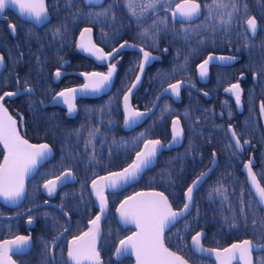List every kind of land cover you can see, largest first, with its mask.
Segmentation results:
<instances>
[{
	"label": "trees",
	"instance_id": "16d2710c",
	"mask_svg": "<svg viewBox=\"0 0 264 264\" xmlns=\"http://www.w3.org/2000/svg\"><path fill=\"white\" fill-rule=\"evenodd\" d=\"M217 1L222 4V0ZM51 3L54 11L52 23L43 31L38 30V38L29 43L38 46L35 55L38 63L29 56L23 67L13 71L19 70L21 87L34 85L31 80L34 71H38L45 80L67 60H72V67L76 70H80V66L84 71H106L90 59L80 60L82 56L77 49V38L84 27L90 26L96 43L107 51L123 42H132L156 56L133 99L139 109L150 108L158 92L178 80L191 82L199 90H184L180 103L163 98L147 122L132 132L124 130L122 100L137 74L140 61L137 53L124 52L119 56L120 61L114 63L112 92L96 99L80 100L75 118H68L65 110L60 108L42 109L37 98L31 96L5 98L3 103L16 118L20 135L33 143L49 144L54 157L40 170L37 178L28 183L24 204L12 209L0 203V215L20 214L40 203L43 193L36 182L42 184L70 170L77 181L62 186L56 201L72 218L73 227L62 240L61 250L55 252L58 254L66 249L72 238L86 232L91 227L90 221L99 213L92 181L124 169L146 141L168 143L173 137V121L179 118L185 132L180 148L163 152L157 166L149 169L137 184L127 190L114 194L104 190L113 216L124 198L140 190H159L169 198L174 209L180 210L185 204L184 195L188 187L209 168L216 154L219 164L196 192L192 213L166 234V243L193 264H213L210 260L194 256L189 250L192 236L200 231L206 232L204 246L212 249H223L245 239L264 243V210L255 200L243 172V157L248 160L253 156L258 163L253 168L264 187V112L261 110L264 105V4L254 9L241 0H229L223 4L227 7H217L216 3L209 10L204 2L201 20L173 24L164 10L165 3L148 9L144 0H136L131 7L126 0H119L118 5L114 0H108L101 8H86L81 0H52ZM230 12L231 22L225 23ZM251 15L261 21V29L256 39L249 40L244 23ZM239 39L245 40L246 51L252 52L248 65L256 69L257 77L246 83V102L242 103L243 96L240 95L237 104L235 95L225 89L241 81L242 62L237 59L228 71L216 74V85L219 86L215 92L209 80H200L199 65L211 53L223 52L231 45H234L238 56L243 49ZM35 89L38 98L44 102L62 90L55 85L47 92L37 86ZM9 90L11 88L0 84V95ZM204 93L212 97L206 98ZM214 93L221 100L213 99ZM229 128L244 143L243 154L238 153L231 142ZM4 155L5 149L0 144V163ZM221 185V191L215 192L214 189ZM30 217L36 220L34 228L29 226ZM66 226L67 221L60 213L43 209L18 219L0 220V242L28 235L33 241L32 251L14 259L18 264H51V244ZM122 231L117 225L118 239L123 235ZM104 233L103 248L117 242V239L107 236L106 227ZM262 261L264 252L255 255L256 264Z\"/></svg>",
	"mask_w": 264,
	"mask_h": 264
},
{
	"label": "snow or ice",
	"instance_id": "6c2138e0",
	"mask_svg": "<svg viewBox=\"0 0 264 264\" xmlns=\"http://www.w3.org/2000/svg\"><path fill=\"white\" fill-rule=\"evenodd\" d=\"M98 2V0H88V3ZM216 0H214V3ZM132 0H129V6L131 7ZM15 6L18 8L21 16L34 20L36 23H43L47 19L48 10L45 0H0V13H3L9 6ZM148 8H154L155 2H151L146 5ZM171 7V5L169 6ZM217 7H227L218 3ZM233 10H236L235 4H233ZM134 11V10H133ZM200 11V5L195 3V0H184V3L177 4L176 10L173 12V17L179 15L181 17L191 19L196 16ZM96 15H101L97 13ZM232 19V13H228V20L225 23H230ZM247 29L253 34L257 31V21L254 17H249L246 20ZM13 32H15V25H9ZM90 28H85L81 32V42L79 47L86 52L96 56L97 59L105 60L113 55V53L105 54L102 49L97 48L91 43L90 39L85 41L86 34L91 33ZM59 29H57V33ZM145 35L147 30H145ZM127 43V42H125ZM125 45L122 44L121 48ZM118 51V50H116ZM143 53V62L139 65L141 71L143 70L144 63L149 62L153 57L150 52L140 49ZM213 57L209 56L199 65L200 76L205 77L208 74V64ZM221 60H230L232 57H220ZM3 61V57L0 56V62ZM115 72V65L109 66L108 72L99 73H82L85 75L88 82L82 89L68 88L59 93L57 97L62 98V101L68 107L69 113H72L76 109L75 97L78 91L98 93L102 91L111 82L113 73ZM61 74L56 72V76ZM140 77L137 76L136 80L139 81ZM135 87V84L132 85ZM169 88L175 95H179L180 83L170 84ZM26 91H32L30 87L25 88ZM131 91V89H129ZM167 91V89L165 90ZM225 91L232 92L235 95L236 102L239 104L241 89L239 83L231 85L230 88ZM18 95V92H5L0 95V144L5 149V155L3 162L0 163V197L5 201L16 202L25 195V178L36 168L37 164L45 159L50 148L47 144H30L28 140L24 139L18 129L17 122L8 114L7 108L4 107L2 101L5 97H12ZM55 99V98H54ZM125 101V124L129 125L135 123L136 120L143 116L144 113L134 110L128 103L129 96H124ZM262 112H264V105L261 106ZM183 130L179 127V121H173V141H176L181 135ZM143 135V133L141 134ZM233 138H235V146L241 147L240 139L237 137V133L233 130L231 132ZM246 143V142H245ZM162 147L160 140H148L144 143V149L136 154V160L132 165L123 169L121 172H112L107 177H101L100 179L105 182L103 185H97V181H92V186L95 191V195L100 202V212L104 213L107 205V200L104 195V187L115 188L121 183H126L129 180L135 179L137 174L147 165L152 162V159L156 156L158 149ZM248 169L249 177L252 180L253 185L256 187L257 194L261 202H264V187H261L256 181V176L252 172L251 163L245 165ZM206 173H201V176ZM72 176L69 170L63 177H57L56 180H48L45 182L44 187L47 189L49 195H52L56 191L57 181L66 180ZM190 186L185 195L187 200L191 202L193 187ZM223 186L214 189L215 192H220ZM189 208V203H185L180 210H173L168 198L162 192L154 193H138L135 197H128L123 201L117 212L120 215L121 220L126 224H134L136 231L132 235L121 239L119 246L115 249L117 257L131 251L135 255L136 264H188V262L181 256L170 251L164 243V231L172 224L178 217L182 216ZM100 220L101 215H97L95 219L91 220L92 227L88 231L82 233L79 236H75L68 245L67 257L70 264H101L100 254L96 247L97 237L100 233ZM29 224L32 223L31 217L29 218ZM202 233L197 232L192 236V244L195 249L200 251H208L215 253L216 260L219 264H232L233 260L239 259L243 264H253L252 251L254 249L253 242L251 240H244L240 244H233L230 248H224L222 251L216 249H203L201 246ZM30 237L17 236L12 241H5L4 244H0V264H14L9 251L11 250L7 245H16L20 250L28 245ZM55 239L53 240V244ZM238 254V255H237ZM264 264V261L261 262Z\"/></svg>",
	"mask_w": 264,
	"mask_h": 264
},
{
	"label": "flooded vegetation",
	"instance_id": "af4514ba",
	"mask_svg": "<svg viewBox=\"0 0 264 264\" xmlns=\"http://www.w3.org/2000/svg\"><path fill=\"white\" fill-rule=\"evenodd\" d=\"M51 1L52 0H46V6H47V10H48V15H49V22L48 23H46L44 26H42V27H37L36 25H34L33 23H30V22H28V21H25V20H23L20 16H18L16 13H14L11 9H8V10H6L5 11V13L3 14V19H0V56H2L3 57V61H4V64H5V68H4V70L1 72V74H0V84H3V86H4V88H11V90H9L10 92H15V91H18V90H25V88L26 87H30V88H32L33 89V91L35 92V94L33 95V94H23V95H20V96H18V97H16V98H20V97H23V96H31V97H34V98H37V101H38V103L40 104V106H41V108L42 109H46V108H48V107H50L51 109H53V108H60V109H62V110H65V109H63L62 107H60V106H50V105H48L49 104V102L52 100V98L54 97V96H56L57 94H55L54 96H52L50 99H47V100H45L46 102H44V100L43 99H39L38 98V95H37V92H36V89H35V87L37 86V87H40V89H42L43 90V92H47L49 89H51V88H54V85L55 86H58V89H60V88H62V90H60L59 92H61V91H63V90H65V89H68V88H71V87H75V86H79V85H81L82 83H83V79H82V77H81V73H92V72H107L108 71V66H99L98 64H96V62H95V64L98 66V67H101V68H106V71H100V70H91V71H84V70H81L82 68L80 67V66H78L79 67V69L80 70H76V69H73V67H72V60H67V62L65 63V64H63L60 68H58L56 71H54L52 74H51V77H48V78H46L45 80L41 77V75L39 74V72L38 71H34V74H32V78H31V80H32V82H33V84L34 85H26L25 87H21V81L19 80V74H20V72H19V70H16L15 72H13L15 69H17L19 66L20 67H23L24 65H25V62H26V60L29 58V56H32V59L33 60H35L36 61V64L38 63L37 62V56H35V55H37V51H36V47L38 48V46H36V44H33V45H29V43L33 40V39H36V38H38V35H37V32H38V30H42L43 31V29H45L46 27H48L51 23H52V21H53V19H54V11H53V4L51 3ZM82 1V4H83V6L84 7H86V8H101V7H103L106 3H107V1L108 0H103V3H102V5L101 6H99V7H96V6H86L85 5V3H84V0H81ZM110 1H113V0H110ZM122 1V0H121ZM127 1V4H129V0H126ZM180 1H182V0H177L175 3H173L172 5H171V7H168V6H170V1H168V2H165V5H164V10L166 11V13L168 14V16H169V19H170V21L173 23V24H177V23H183V22H179V21H176V20H173L172 19V17H171V15H170V13H169V10H173L174 9V7L177 5V3L178 2H180ZM197 1H199L200 2V4H201V6H202V9H203V11H204V8H203V3L204 2H207V1H213V0H197ZM53 2H54V0H53ZM114 2H115V5H118V2H119V0H114ZM136 2V0H134L131 4H134ZM164 1H161V3H163ZM241 2L242 3H244V5H249V6H252L254 9H256V8H259V6H260V4H264V0H241ZM169 3V4H168ZM120 5H122V3L120 4ZM144 5H145V7H146V5H147V3L144 1ZM60 6V3L58 2V4H57V7H59ZM129 6V5H128ZM249 17H254L255 19H256V21H257V24H258V31H257V34H256V37L255 38H253L251 35H250V33L248 32V30H247V27H246V21H245V23H244V29H245V32L248 34V38H249V40L250 39H256L257 38V36H258V34H259V31H260V29H261V21L260 20H258L254 15H251V16H249ZM248 17V18H249ZM247 18V19H248ZM197 22V21H196ZM192 23H194V22H192ZM186 24H190V23H186ZM9 25H15V32H14V34H13V32H12V30H11V28L9 27ZM87 27V26H86ZM90 27V26H89ZM82 31V30H81ZM81 33V32H80ZM80 35V34H79ZM79 35H78V37H79ZM227 39H229L230 38V36H225ZM235 39H236V37H234ZM77 40H78V38H77ZM34 41V40H33ZM32 41V42H33ZM96 42V41H95ZM239 42H240V46H242V50L241 51H239V55L237 56L236 55V53L234 52V45L232 46H229L228 48H224L223 49V52H220V53H211L209 56H212L213 57V59L212 60H210L209 61V64H208V74H207V76H205V77H201L200 76V70H199V76H200V80H202V81H210L209 82V84H210V86L212 87V90H213V92H215V90H217L218 89V86L219 85H216V83H217V81H218V78L216 77V74L218 73V72H221V71H223L224 73L226 72V71H228L229 70V68H230V66L231 65H233L234 63H235V61L237 60V59H239L241 62H242V66H241V68H240V73H241V81L240 82H236V83H239V85H240V89H241V95L243 96V101H242V103H245L246 101L244 100V94H245V86H246V83H249V82H251L252 80H254V79H256V77H257V73H256V69L255 68H252L250 65H248V59H251L252 58V52H248V51H246V41L245 40H243V39H239ZM118 47V46H117ZM115 49V48H114ZM113 49V50H114ZM105 50V49H104ZM107 51V50H106ZM110 51H112V50H110ZM110 51H107V52H110ZM32 52V53H31ZM42 52V51H41ZM79 52V51H78ZM124 53V52H123ZM79 54L82 56V58L80 59V60H82V61H85L86 59H89V58H87V57H85V56H83L80 52H79ZM122 54V53H121ZM120 54V55H121ZM119 55V56H120ZM139 55V54H138ZM154 55V54H153ZM117 57L111 64H114L116 61H120V57ZM140 56V55H139ZM208 56V57H209ZM220 57H232L233 59H230V60H221V59H219ZM208 59V58H207ZM79 60V59H78ZM79 60V62L81 63V61ZM91 60V59H90ZM91 61H93V60H91ZM140 61H141V57H140ZM140 61H139V65H140ZM73 62H76V61H73ZM94 62V61H93ZM76 67V66H75ZM77 68V67H76ZM138 69H139V67H138ZM148 69V68H147ZM57 71H59V72H62V73H60L61 75L59 76V79H56V72ZM138 72V71H137ZM147 72V71H146ZM115 73V72H114ZM21 74H22V71H21ZM146 75V74H145ZM136 77V76H135ZM135 79V78H134ZM133 79V80H134ZM144 79H145V77H144ZM24 80V79H23ZM41 81V82H40ZM178 81H180V80H178ZM185 81V80H184ZM114 82H115V78H114ZM133 82V81H132ZM143 82H144V80H143ZM175 82H177V81H175ZM186 82H188V81H186ZM174 83V82H173ZM188 83H190V84H192V85H194L193 83H191V82H188ZM41 84V85H40ZM132 84V83H131ZM172 84V83H171ZM235 84V83H234ZM114 85V84H113ZM143 85V84H142ZM170 85V84H169ZM233 85V84H232ZM168 86V85H167ZM196 88H197V90L195 91V90H192V89H190V88H185V89H183V91L184 90H192V91H194V92H197L199 89H198V87L196 86V85H194ZM166 87V86H165ZM164 87V88H165ZM231 87V85L230 86H228L227 88H230ZM226 88V89H227ZM141 89V88H140ZM163 89V88H162ZM161 89V90H162ZM160 90V91H161ZM159 91V92H160ZM183 91H182V93H183ZM58 92V93H59ZM158 92V93H159ZM228 92V91H227ZM182 93H181V96H182ZM229 94H232V95H234L233 93H230V92H228ZM207 95H205V93H204V95H205V97L206 98H211L212 97V95L211 94H209V93H206ZM214 95V98L213 99H218V100H221V97L220 96H217L215 93L213 94ZM157 96V95H156ZM5 98H10V97H5ZM16 98H10V99H16ZM166 98V97H165ZM169 98V97H168ZM82 99H90V98H82ZM82 99H79L78 101H77V112H78V103L80 102V100H82ZM93 99V98H92ZM96 99V98H95ZM182 101V100H181ZM180 101V102H181ZM176 102V101H175ZM180 102H178V103H180ZM43 105H46V107H43ZM151 107V106H150ZM138 108V107H137ZM149 109V108H148ZM142 110H146V109H142ZM157 111V110H156ZM65 112H66V115H67V117L68 118H71V117H69L68 116V114H67V111L65 110ZM76 116H77V113H76ZM75 116V117H76ZM74 117V118H75ZM152 117V116H151ZM150 117V118H151ZM149 118V119H150ZM148 119V120H149ZM147 120V121H148ZM146 121V122H147ZM140 127V126H139ZM183 127V126H182ZM138 128V127H137ZM136 128V129H137ZM228 134H229V132H228ZM184 136H185V132H184ZM238 137V136H237ZM229 138H230V136H229ZM184 140V139H183ZM230 140H231V138H230ZM31 142V141H30ZM231 142H232V140H231ZM241 142V141H240ZM33 143V142H32ZM233 143V142H232ZM37 144H40V143H37ZM183 144V143H182ZM234 145V144H233ZM241 145H242V150H241V152H239L237 149H236V147H235V145H234V147H235V149H236V151L238 152V153H241V154H243V152H244V150H245V148H244V143H242L241 142ZM182 146V145H181ZM180 148V147H179ZM53 149V148H52ZM175 149H177V148H175ZM246 151H247V149H246ZM53 157H54V150H53ZM53 157H52V159L48 162V163H46L44 166H42L39 170H38V173H37V175L32 179V180H34L35 178H37V176H38V174H39V172H40V170L41 169H43L47 164H49L52 160H53ZM215 157L217 158V160H218V157H217V155L216 154H214V156H213V161H214V159H215ZM243 159H244V166H245V164L247 163V162H249V163H251V166H252V168H253V165H256V164H258L257 162H255V158L252 156V157H250V159H246L245 158V156L243 157ZM3 160V159H2ZM212 161V162H213ZM212 164V163H211ZM218 164H219V160H218ZM243 166V167H244ZM253 170H254V168H253ZM66 172H68V170L67 171H65V172H63L62 174H58V177H61L64 173H66ZM244 172V171H243ZM254 172H255V170H254ZM213 173V172H212ZM256 174V173H255ZM257 176V175H256ZM72 178H75V180H73L72 178L71 179H69V180H67V181H65V182H63V183H61V184H59L57 187H56V191L52 194V195H49V193H48V191H47V189H45L44 188V184H45V182L46 181H48V180H54V179H56V178H52V179H48V180H46V181H44L42 184H40L39 182H36V186L37 187H39V189H40V191L43 193V199L41 200V202L40 203H38V204H36V205H39V204H42V203H45V202H50V203H52V204H56V205H58V207L59 208H56V207H54V206H45V207H42V208H39V209H36V210H34V211H32V212H30V213H28V214H26V215H29V214H31V213H33V212H36V211H39V210H45L46 211V209L48 210V209H53V210H55V211H57L58 213H60L62 216H64V218L66 219V221H67V226H66V228L63 230V231H61L60 232V234L62 233V232H64L69 226H71L70 227V229L65 233V235L61 238V240L59 241V243H58V245L55 247V249H54V251H53V253H52V246H53V242H52V244H51V247H50V262H51V264H70V262L68 261V257H67V252H68V245H69V243L66 245V249H64V250H62L61 252H59L58 254H56L55 255V252H58L59 250H61V247H60V245H61V242H62V240L65 238V236L70 232V230L72 229V227H73V221H72V218L70 217V215L57 203V193H58V190L62 187V186H64V185H66V184H68V183H71V182H76L77 181V178H76V176L75 175H73L72 174V176H71ZM246 177V176H245ZM198 178V177H197ZM209 178V177H208ZM258 178V177H257ZM247 179V178H246ZM259 179V178H258ZM196 180V179H195ZM194 180V181H195ZM31 181V180H30ZM29 181V182H30ZM260 181V180H259ZM28 182V183H29ZM248 182V181H247ZM203 186V185H202ZM130 188V187H129ZM105 190V192H107V193H112V192H110V191H108V190H106V189H104ZM198 191V190H197ZM123 192V191H122ZM118 193H120V192H118ZM114 194V193H113ZM196 194V193H195ZM132 195V194H131ZM95 196V195H94ZM130 196V195H129ZM185 196V195H184ZM96 197V196H95ZM106 197V196H105ZM125 199V198H124ZM106 200H107V198H106ZM256 200V199H255ZM185 202V201H184ZM107 203H108V206H109V212H108V215H107V217H106V219L102 222V230H103V235H102V239H101V242H100V245H99V248H98V251H99V253H100V257H101V259L103 260V263L104 264H134L135 263V260L132 258V257H129V256H127V257H124V258H122V259H116L115 258V249H116V247L118 246V244H119V241L121 240V239H124V238H126V237H128V236H130L133 232H134V230H132V229H123L120 225H119V223H118V221H117V219H116V208H115V211H114V216H113V213H112V208H111V206L109 205V202H108V200H107ZM24 204V203H23ZM194 204H195V199H194ZM36 205H34V206H36ZM96 205H97V207L99 208V213L97 214V215H101V212H100V203L98 202V199H97V197H96ZM119 205V204H118ZM117 205V206H118ZM259 205V204H258ZM34 206H32V207H34ZM31 207V208H32ZM174 208V207H173ZM194 208V207H193ZM30 209V208H29ZM29 209H27V210H29ZM182 209V208H181ZM27 210H25V211H27ZM264 210V209H263ZM24 211V212H25ZM193 211V210H192ZM24 212H22V213H24ZM22 213H20V214H22ZM192 213V212H191ZM190 213V214H191ZM189 214V215H190ZM16 215V214H15ZM96 215V216H97ZM188 215V216H189ZM23 216H25V215H23ZM95 216V217H96ZM187 216V217H188ZM22 217V216H21ZM42 217H47V216H42ZM113 217H114V219H113ZM186 217V218H187ZM20 218V217H19ZM47 218H49V216L47 217ZM185 218V219H186ZM18 219V218H17ZM32 220H33V222H32V224H29V226L31 227V228H34L35 226H36V220L34 219V218H31ZM95 219V218H94ZM113 220H115V221H113ZM183 221V220H182ZM182 221H180V222H182ZM179 222V223H180ZM178 223V224H179ZM117 225L121 228V230H123L122 232H123V235L118 239L116 236V232H117ZM177 225V224H176ZM175 225V226H176ZM91 227H92V225H91ZM106 227V230H107V236H109L110 238H112V239H117V242L115 243V244H109V245H107L105 248H103V246H102V243H103V238H104V228ZM113 230V232L112 231H109V230ZM172 229V228H171ZM170 229V230H171ZM169 230V231H170ZM88 231V230H87ZM168 231V232H169ZM167 232V233H168ZM201 232V231H200ZM205 232V231H204ZM166 233V234H167ZM206 233V232H205ZM60 234H58L54 239L56 240V238L60 235ZM23 236H28V235H23ZM205 236H206V234H205ZM28 237H30V236H28ZM30 239H31V237H30ZM73 239V238H72ZM71 239V240H72ZM204 239H205V237H204ZM204 239H203V241H204ZM70 240V241H71ZM31 241H32V239H31ZM69 241V242H70ZM191 241H192V239H191ZM191 241H190V245H189V250H190V252L194 255V256H196V257H198L197 255H195L193 252H192V250H191ZM165 242H166V235H165ZM167 244V243H166ZM204 245V244H203ZM167 246H168V244H167ZM171 250H173L174 252H176V253H178L179 255H181L182 257H184L187 261H189L191 264H193V262H191L190 260H188L182 253H180V252H178L177 250H175V249H173L172 247H170V246H168ZM32 249H33V241H32ZM32 249H31V251H32ZM30 251V252H31ZM29 252V253H30ZM28 253V254H29ZM28 254H26V255H28ZM26 255H22V256H26ZM256 255V254H255ZM15 257H20V256H15ZM53 258V259H52ZM199 258H201V257H199ZM205 259V258H204ZM208 260V259H207ZM211 261V260H210ZM212 262V261H211ZM213 264H215L214 262H213ZM255 264H256V262H255Z\"/></svg>",
	"mask_w": 264,
	"mask_h": 264
},
{
	"label": "water",
	"instance_id": "95a60500",
	"mask_svg": "<svg viewBox=\"0 0 264 264\" xmlns=\"http://www.w3.org/2000/svg\"><path fill=\"white\" fill-rule=\"evenodd\" d=\"M45 2H46V0H45ZM84 3H85L86 6H96V7H99V6L102 5L103 0H98V2H93V3H88V0H84ZM182 3H184V0L178 2L177 4H182ZM195 3H198V4L200 5V11H199V13H198L196 16L192 17L191 19H187V18L181 17V16H179V15L173 17V12L176 10V6H175L173 10H169V13H170L172 19H173V20H176V21H179V22H183V23H192V22H196V21L200 20V19L202 18V16H203V9H202V6H201V4H200L199 1L195 0ZM8 9H11L14 13H16L18 16H20L23 20L28 21V22H30V23H33V24L36 25L37 27H42V26H44L46 23L49 22V19H50V18H49V15H47V19H46L43 23H36L34 20H31V19L27 18L26 16H21L20 13H19L18 8H16L15 6L9 5V6L5 9V11L8 10ZM5 11H4L3 13H0V19H3V18H4V17H3V14L5 13ZM246 27H247V25H246ZM85 28H90V29L92 30L90 34H86V36L84 37L85 41H87V40L90 39L91 43L94 44L97 48L102 49L103 52H104L105 54L110 53V52L113 53V55H112L111 57H109L108 59H105V60L97 59L96 56L92 55V54L89 53V52L84 51L83 49H81V48L79 47V44H80V42H81V33H80V35H79V37H78V40H77V49H78V51H79L83 56H85V57H87V58L93 60L94 62H96V64H98L99 66H108V70H109V66L111 65V63H112V62H113V61H114V60H115V59H116L121 53H123V52H135V53L139 54L140 57H141L140 64L143 62V53L140 51V49L143 48L144 51H148V50H146L144 47H142V46H140V45H137V44H134V43H132V42H127V43L123 42V43H121L118 47H116L114 50H112V51H110V52H107L106 50H104L103 47L99 46V45L95 42V39H94V30H93V28L87 26V27H84V28L82 29V31H83ZM11 30H12V29H11ZM247 30H248V29H247ZM82 31H81V32H82ZM257 31H258V24H257ZM257 31H256L255 34H253L250 30H248V32L250 33V35H251L253 38L256 37ZM12 32H13V31H12ZM13 34H14V32H13ZM122 44L125 45L123 48H121V45H122ZM116 50H118V51H116ZM148 52H150V51H148ZM150 54H151V56L153 57V59H151L149 62L144 63V67H143V70H142V71H141L140 67H139V69H138V72H137V74H136V77H137V76L140 77L139 81H137V80H136V77H135V79L133 80L132 84L130 85V87L128 88V90H127V91L125 92V94H124V96H125V95H128V96H129V101H128V103H129V105H130L134 110L139 111V112H141V113H144V115L141 116V117H139V118L136 120L135 123H131V124H129V125H126V124H125V115H126V113H125V101H124V96H123V100H122V107H123V113H124V124H123V127H124V130H126V131H128V132H131V131L135 130L137 127L143 125V124H144V123H145V122H146V121H147V120H148V119H149V118H150V117L156 112V110L158 109V106H159V104H160V102H161V100H162L163 98H165V97H169V98L173 99V100L176 101V102H180V101L182 100L181 93H182L183 89H185V88H190V89L195 90V91L197 90V88H196L194 85H192V84H190V83H188V82H186V81H184V80H180V81H177V82L172 83V84L180 83V91H179V95H178V96L175 95V94H173V93L171 92V89L169 88V85H168V86H166L165 88H163V89L157 94V96L155 97V99H154V101H153V104L151 105V107H150L149 109L142 110V109L137 108V106H135L134 103H133V99H134L136 93H137V92L140 90V88L142 87L143 80H144V77H145V74H146L147 68L149 67V65L151 64V62H152L153 60H155V58H156V56L153 55L151 52H150ZM4 68H5V64H4V61H2V62H0V74H1V72L4 70ZM98 72H99V71H98ZM107 72H108V71H107ZM107 72H99V73H105V74H106ZM60 73H62V72H60ZM92 73H93V72H92ZM80 75H81V77H82V79H83V83H82L81 85H79V86H75V87H71V88L82 89L83 86L88 82V80H87V78H86L85 75H82V73H81ZM55 76H56V75H55ZM114 78H115V74L113 73V76H112V79H111V82L109 83V85H108L107 87H105L102 91L98 92V93H92V92H81V91H78V92L76 93V97H75V105H76V109H75V111H73L72 113H69L67 105H65V104L63 103V101H62V98L57 97V95L54 96V97L52 98V100L49 102L48 105H50V106H60V107H62L63 109H65V110L67 111V114H68L69 117L74 118V117L76 116V113H77V101H78L79 99H82V98H90V99L93 98V99H95V98L102 97V96H104V95H109V94L112 92V90H113ZM56 79H59V77L56 76ZM133 84H135V87H134V88L132 87ZM31 89H32V88H31ZM129 89H131V91H129ZM166 89H167V91H165ZM15 92H18V95L12 96V97H10V98H16V97H18V96H20V95H23V94H33V95L35 94V92L33 91V89H32V91H30V92H29V91H26V90H18V91H15ZM230 93H232V92H230ZM205 95H207V94L205 93ZM54 98H55V99H54ZM2 103H3V102H2ZM3 104H4V103H3ZM4 107L6 108L5 105H4ZM43 107H46V105H43ZM8 114H9L10 116H12L9 112H8ZM12 118L14 119L13 116H12ZM174 120H178V121H179V127L183 130L182 135H181L176 141H173V137H172V139H171L168 143H164V142H162V141L160 140V141H161V144H162V147H160V148L158 149L156 156L152 159V162H151L149 165H147L146 167H144V168H143V169L137 174V176H136L135 179L129 180V181L126 182V183H121L119 186H117V187H115V188H109V187L105 186L104 189H106V190H108V191H110V192H112V193H118V192H122V191L127 190L129 187H131V186L137 184V183L141 180L143 174H145L149 169L154 168V167L157 166V164H158V160H159V157L162 155L163 152H165V151H169V150H172V149H174V148H179V147H181V145H182V143H183V139H184V129H183V127H182V124H181V121H180L179 118H175ZM232 131H233V129H232V128H229V130H228V132H229V136H230V138H231L233 144L235 145V138H233L232 135H231V132H232ZM172 133H173V129H172ZM26 140H27V139H26ZM28 142H29L30 144H37V143H32V142H30L29 140H28ZM40 144H47V143H40ZM37 145H39V144H37ZM47 145H49V144H47ZM235 147H236V146H235ZM49 148H50V152H49L48 156H47L45 159H43L42 161H40V162L37 164L36 168L33 169L32 172H31V173L25 178V182H24V184H25V195H24L22 198H20L18 201H16V202L5 201L2 197H0V203H1L2 205L6 206V207H9V208H12V209H18V208H20V207L23 205V203L25 202V200H26V198H27V191H28V190H27V185H28V182H29L30 180H32V179L37 175L38 170H39L42 166H44L46 163H48V162L52 159V157H53V149H52V147H51L50 145H49ZM143 149H144V145H143L141 151H142ZM236 149H237L239 152H241V150H242V145H241L240 148H237V147H236ZM3 158H4V157H3ZM135 160H136V156L134 157V159L132 160V162H131L130 164H128L125 168L129 167L130 165H132L133 162H134ZM2 162H3V160H2ZM2 162H1V163H2ZM248 164H249V162H247L245 165H248ZM217 166H218V160H217V158L215 157V159H214V161L212 162V164L210 165V167H209L206 171L202 172V173H206V175L201 176V174H200V175L198 176V178H196V180L194 181V182H196V183H195V186L193 187L192 200H191V202H189V201L187 200L186 195L184 196V201H185V203H189V208H188V210H187L186 212H184V214H183L182 216L178 217V218H177L172 224H170V225L165 229V231H164V243H165V246H166L170 251L174 252L173 250H171V249L167 246V244H166V242H165V235H166V233H167L171 228H173L176 224H178L180 221L184 220V219H185V218H186V217L192 212L193 207H194L195 193L197 192V190H199V189L202 187V185L205 183V181L208 179V177L212 174V172L216 169ZM125 168H124V169H125ZM251 168H252V166H251ZM121 171H123V169H122V170H119V171H114V172H121ZM243 171H244V174H245V176H246V178H247V181H248V184H249L250 190H251V192H252L254 198L256 199V201H257V203L259 204V206H260L262 209H264V202H261V201H260L259 196H258L257 191H256V187L253 185L252 180H251V178L249 177V174H248V169H247L245 166L243 167ZM252 172L255 174L253 168H252ZM111 173H112V172H111ZM64 174H65V173H64ZM64 174H63L61 177H63ZM109 174H110V173H108V174H106V175H102V176L96 178L95 180L97 181V185H103V184H105V182L102 181L100 178H101V177H107V176H109ZM255 176H256V174H255ZM71 178H72V177H69L68 179H66V180H62V181L58 180V181H57V186H58L59 184L65 182V181L71 179ZM72 179L75 180V178H72ZM54 180H56V179H54ZM256 181L258 182V184H259L261 187H263L262 184H261V182H260L259 179L257 178V176H256ZM194 182L191 184V186H193ZM44 188H45V187H44ZM92 189H93V186H92ZM154 192H161V191H159V190H140V191H137V192L133 193L132 195H130V196H128V197H135L138 193H154ZM93 193H94V195H95V191H94V189H93ZM162 193H163V192H162ZM164 195H165V194H164ZM95 196H96V195H95ZM165 196H166V195H165ZM128 197H126L125 199H123V200L119 203V205L117 206V208H119L120 204H121L123 201L127 200ZM166 197H167V196H166ZM167 198H168V197H167ZM168 201H169V203L171 204L169 198H168ZM98 202H99V200H98ZM99 203H100V202H99ZM51 205L54 206V207H56V208H59L58 205H56V204H52V203H50V202H45V203H42V204H39V205H36V206L30 208L29 210L25 211V212L22 213V214H16V215H0V220H5V221H7V220H14V219H17V218H19V217H21V216H23V215H26V214H28V213L34 211V210H36V209H39V208H42V207H45V206H51ZM171 206H172V204H171ZM117 208H116V219H117L119 225H120L123 229H132V230H134V232H135V231H136V227H135V225H134V224H126V223H124V222L121 220L119 213L117 212ZM172 208H173V206H172ZM173 210H176V209L173 208ZM108 212H109V206H108V203H107V205H106V209H105L104 213L101 214V220H100V222H99V223H100V233H99V236L97 237V241H96V247H97V250H98V248H99V245H100V242H101V239H102V235H103L102 222L106 219V217H107V215H108ZM32 222H33V220H32ZM31 224H32V223H31ZM70 227H71V226H69L64 232H62V233L56 238L55 243H54L53 246H52V253H53L55 247L58 245V243H59V241L61 240V238H62V237L65 235V233L70 229ZM200 233H202V235H201V246H202V248H203V249H212V248H208V247H206V246L203 245V239H204L206 233H205L204 231H201ZM132 234H133V233H132ZM132 234H131V235H132ZM15 238H16V237H15ZM15 238L5 239V240L1 241L0 244H4L5 241H12V240H14ZM124 239H125V238H124ZM245 240H251V239H245ZM243 241H244V240H242V241H238V242H235V243H233V244H240V243H242ZM251 241L253 242V245H254V249H253V251H252V253H251V255H252V261H253V264H255V254H260V253L264 252V243H262V244H257V243L254 242L253 240H251ZM233 244H232V245H233ZM232 245L227 246V247H225V248H230ZM118 246H119V244H118ZM118 246H117V247H118ZM6 247H9V248L11 249V250L9 251V256L11 257L12 261L14 262V264H18V262L14 259V257H15V256H22V255H26V254H28V253L31 251V249H32V241H31V239H29V243H28V245L25 246L24 248L20 249V250L17 249L16 245H7ZM223 249H224V248H223ZM223 249H216V250H220V251H222ZM191 250H192V252H193L195 255H197L198 257L205 258V259L211 260V261L214 262L215 264H219V262L216 260L215 253H210V252H208V251H200V250L195 249L194 246H193V244H192V241H191ZM174 253H176V252H174ZM99 254H100V253H99ZM176 254H177L178 256H181V255H179L178 253H176ZM237 255H238V254H237ZM127 256L132 257V258L135 260V263H134V264H136V258H135V255L132 254L131 251H129L128 253L123 254V255H121V256H119V257H117L116 254H115V258H116V259H122V258L127 257ZM181 257H182V256H181ZM183 258H184V257H183ZM52 259H53V258H52ZM184 259H185V258H184ZM185 260H186V259H185ZM100 261H101V264H104V263H103V260L101 259V257H100ZM186 261H187V260H186ZM187 262H188V264H191L189 261H187ZM232 264H243V262L240 261L239 259H236V260H233V261H232Z\"/></svg>",
	"mask_w": 264,
	"mask_h": 264
},
{
	"label": "rangeland",
	"instance_id": "374dc122",
	"mask_svg": "<svg viewBox=\"0 0 264 264\" xmlns=\"http://www.w3.org/2000/svg\"><path fill=\"white\" fill-rule=\"evenodd\" d=\"M134 0H132V2H133ZM147 4H149V3H151V2H155V6H159V5H162V3H161V1H164L163 3H165V2H168V1H170V5H172L173 3H175L177 0H144ZM230 1H232V0H230ZM209 2L210 1H207V2H205L204 4H205V7L207 6L208 7V9L210 10V8L211 7H215V5H216V3H219V1H217V2H213V3H211V4H209ZM226 2H229V0H222V4H224V3H226ZM169 4V3H168ZM163 6V5H162ZM146 9H148V7H145ZM203 16H204V11H203ZM203 16H202V18H203ZM201 18V19H202ZM200 19V20H201ZM199 21V20H198ZM2 102H4V101H2ZM4 105H5V103H4ZM16 119V118H15ZM136 130V129H135ZM134 131V130H133ZM132 132V131H131Z\"/></svg>",
	"mask_w": 264,
	"mask_h": 264
},
{
	"label": "bare ground",
	"instance_id": "6f19581e",
	"mask_svg": "<svg viewBox=\"0 0 264 264\" xmlns=\"http://www.w3.org/2000/svg\"><path fill=\"white\" fill-rule=\"evenodd\" d=\"M209 167H210V166H209ZM216 168H217V167H216ZM214 171H215V170H214ZM205 182H206V181H205ZM190 186H191V185H190ZM190 186H189V187H190ZM189 187H188V188H189Z\"/></svg>",
	"mask_w": 264,
	"mask_h": 264
}]
</instances>
